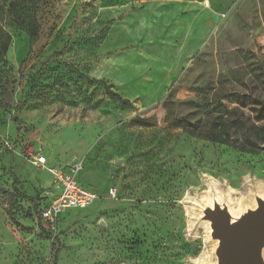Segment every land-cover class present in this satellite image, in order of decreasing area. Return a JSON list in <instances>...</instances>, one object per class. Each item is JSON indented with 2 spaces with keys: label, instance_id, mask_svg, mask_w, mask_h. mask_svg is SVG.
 <instances>
[{
  "label": "rangeland",
  "instance_id": "obj_1",
  "mask_svg": "<svg viewBox=\"0 0 264 264\" xmlns=\"http://www.w3.org/2000/svg\"><path fill=\"white\" fill-rule=\"evenodd\" d=\"M195 1L0 0V264L215 261L199 206L214 192L237 212L263 191L264 149L191 136L175 119L203 118V97L264 99V0ZM35 13L30 52L22 26ZM103 58L99 70L127 67L130 80L95 77ZM38 154L48 167L81 158L79 182L99 194L58 232L35 217L52 180Z\"/></svg>",
  "mask_w": 264,
  "mask_h": 264
},
{
  "label": "trees",
  "instance_id": "obj_2",
  "mask_svg": "<svg viewBox=\"0 0 264 264\" xmlns=\"http://www.w3.org/2000/svg\"><path fill=\"white\" fill-rule=\"evenodd\" d=\"M35 1L34 10H36L40 0ZM22 27L29 36L31 52L32 43L37 40L40 31V24L36 18V13L29 26L24 25ZM226 99H235V101H239V106H234L230 109L225 102ZM248 104L259 105L260 109L255 113V116L251 113H245L244 108H246ZM201 106L203 118L201 117L194 121L187 117L176 118V124L183 126L185 132L191 136L205 139L213 143L229 145L241 151L257 152L264 149V99L256 98L251 94H240L234 98L233 94H230L225 97L211 100L203 97ZM81 184L86 188L94 190L89 185L84 183ZM45 191L46 189L41 195L40 204L38 203L35 205V217L40 220L41 223L40 212L48 200ZM72 210L83 209L67 210L59 217L58 223L63 216H67ZM58 223L56 232H58ZM50 237L54 238L55 236L50 235ZM134 247L137 249L138 244H135Z\"/></svg>",
  "mask_w": 264,
  "mask_h": 264
},
{
  "label": "water",
  "instance_id": "obj_3",
  "mask_svg": "<svg viewBox=\"0 0 264 264\" xmlns=\"http://www.w3.org/2000/svg\"><path fill=\"white\" fill-rule=\"evenodd\" d=\"M197 223H207L214 245L215 261L202 264H264V190H254L252 199L235 212L227 198L213 192L199 206Z\"/></svg>",
  "mask_w": 264,
  "mask_h": 264
},
{
  "label": "built area",
  "instance_id": "obj_4",
  "mask_svg": "<svg viewBox=\"0 0 264 264\" xmlns=\"http://www.w3.org/2000/svg\"><path fill=\"white\" fill-rule=\"evenodd\" d=\"M203 3L208 5L209 0H203ZM33 163L47 168L52 175L51 186L45 191L48 200L40 212L43 226L50 232L57 231L58 219L67 210L87 208L99 198L96 191L84 187L78 181V176L84 168L81 158L75 159L67 166L48 167L46 156L38 154L34 157ZM110 195H115L113 189Z\"/></svg>",
  "mask_w": 264,
  "mask_h": 264
},
{
  "label": "crops",
  "instance_id": "obj_5",
  "mask_svg": "<svg viewBox=\"0 0 264 264\" xmlns=\"http://www.w3.org/2000/svg\"><path fill=\"white\" fill-rule=\"evenodd\" d=\"M195 2H199L202 6H204V7H210V4H211V0H209V4L208 5H205L204 3H203V0H197V1H195ZM178 3V2H177ZM196 7V6H195ZM195 7L194 6H192V11L195 13V11H196V9H195ZM175 8L177 9V10H188V7L187 6H182L181 4H175ZM186 19H185V21H183V19L181 20V24H182V22H183V24H184V26H187V27H189V23H190V19L189 18H187V17H185ZM102 62H110L109 61V59L108 58H103V59H101V60H99V62H97L95 65H94V67H93V75L95 76V77H97V78H99V79H108V80H110V82H112V83H118V84H120V83H126V82H128L129 80H130V78L132 77V71H128L127 70V67H126V69H123V71L122 72H119V73H115L114 72V74L113 75H115V74H119L120 76H111V74H107L106 72H104V71H101V70H99L98 69V67H99V65H102ZM108 66V64L107 63H104V66ZM111 66H114V65H111ZM162 82V81H161ZM52 181V180H51Z\"/></svg>",
  "mask_w": 264,
  "mask_h": 264
}]
</instances>
